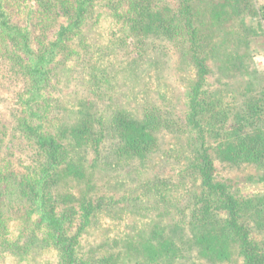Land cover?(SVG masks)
<instances>
[{"label": "trees", "instance_id": "16d2710c", "mask_svg": "<svg viewBox=\"0 0 264 264\" xmlns=\"http://www.w3.org/2000/svg\"><path fill=\"white\" fill-rule=\"evenodd\" d=\"M5 1L0 0V79L14 73L24 83L15 130L33 147L34 159L22 180L15 179L14 171L0 178V252L10 254L16 248L25 253L41 234L44 244L57 250L58 264H187L182 257L189 243L185 239L188 231L201 254L211 260L227 257L228 244L234 242L244 264H264V194L236 197L216 181L212 156L214 152L231 165L248 161L264 181V91L246 84L241 106L223 114L214 126H208L203 114L212 105L205 102L213 74L209 61L212 59L223 77L245 74L250 39L255 35L245 20L259 17L264 23L263 8L259 13L255 0H177V7L165 0H121L110 8V15L123 22L128 35L139 44L154 40L162 46L178 45L189 55L195 80L189 83L184 125L189 132L198 133L189 171L201 184L184 225L176 224L159 235L152 233L157 235L147 242L125 241L118 253L90 258L81 254L80 237L101 209L90 191L97 159L109 151L106 161L101 160L106 165L116 158L140 164L153 160L162 154L160 136L172 132L174 120L150 107L141 115L124 110L111 119L95 112L82 114L65 138L47 130L46 122L54 119L46 104L52 79L59 64H64L62 59L76 53L75 44L86 40L85 29L99 21L97 0H15L34 2L38 13L55 26L53 40L38 47L31 28L15 22ZM231 23L238 30L230 34L233 46L224 66L218 59L216 41ZM211 131L216 147L207 144L205 134ZM92 155L93 171L88 164ZM70 181L85 186L78 196L69 191ZM14 205H26L29 212L25 236L22 229L17 235L20 239L11 241L8 234ZM78 219L84 225L70 234Z\"/></svg>", "mask_w": 264, "mask_h": 264}, {"label": "rangeland", "instance_id": "374dc122", "mask_svg": "<svg viewBox=\"0 0 264 264\" xmlns=\"http://www.w3.org/2000/svg\"><path fill=\"white\" fill-rule=\"evenodd\" d=\"M120 1L97 0L99 21L95 25L92 22V27L85 29L86 40L75 44L76 53L71 58H61L64 64H59L46 95L50 118H54L50 123L46 122V128L65 138L64 134L67 136V132L78 125L82 114L95 112L111 119L120 111L129 110L141 115L150 107L173 118L174 123L172 132L160 136L162 154L147 163H123L116 158L106 165L101 160L106 161L109 151L97 159L90 191L95 205L101 204V209L80 237L81 254L90 258L118 253L125 241L146 239L147 242L176 224L184 225L195 207L193 196L201 184L200 179L189 171L198 133L189 132L184 125L188 115L186 96L189 83L195 80L189 55L178 45L162 46L154 40L139 44L128 35L125 24L110 15V8ZM165 1L177 7V0ZM17 2L6 0L7 10L15 22L31 28L34 46L53 40L55 26L38 13L35 3ZM255 2L260 13L262 8L264 10V0ZM245 22L255 34L250 39L249 56L245 60L248 71L231 78L223 77L212 59L209 61L213 74L209 77L210 94L206 95L205 102L207 100L212 105L203 113L208 126L232 108L241 106L246 84H251L257 92L264 91V23L259 17L247 18ZM236 26L231 23L216 41L220 48L218 59L224 66H227L233 46L230 34L238 30ZM23 89V81L14 73L0 79L2 180L12 171L16 180H22L34 159L33 147L15 130ZM205 137L208 145L217 146L212 131ZM212 156L216 181L225 184L236 197L246 199L264 194L263 175L250 162L231 165L222 162L214 152ZM94 160L92 155L88 162L91 171ZM67 187L77 196L80 189L85 188L73 181L68 182ZM27 211L26 205L13 206L8 234L11 241L18 238L22 229L25 236ZM83 225L82 220L75 221L70 234L76 233ZM187 233L185 239L189 243L182 257L184 263L244 264L234 242L228 244L227 257L211 260L201 254ZM36 239L34 247L25 253L16 248L10 254L0 252V264H58L57 250L46 246L41 234Z\"/></svg>", "mask_w": 264, "mask_h": 264}]
</instances>
